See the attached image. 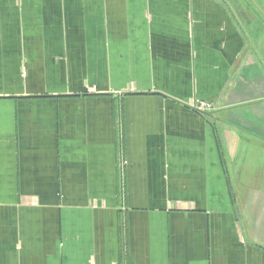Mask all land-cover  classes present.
I'll list each match as a JSON object with an SVG mask.
<instances>
[{
  "label": "crops",
  "instance_id": "1",
  "mask_svg": "<svg viewBox=\"0 0 264 264\" xmlns=\"http://www.w3.org/2000/svg\"><path fill=\"white\" fill-rule=\"evenodd\" d=\"M235 3L0 0V264H264Z\"/></svg>",
  "mask_w": 264,
  "mask_h": 264
},
{
  "label": "rangeland",
  "instance_id": "2",
  "mask_svg": "<svg viewBox=\"0 0 264 264\" xmlns=\"http://www.w3.org/2000/svg\"><path fill=\"white\" fill-rule=\"evenodd\" d=\"M237 6L236 13H238V22L241 25V31L244 36L247 37L249 48L252 51L251 57L260 59L262 70L259 68L257 73H252L251 79L255 82L247 83V87L250 86V89H256L258 83H261V86L264 88V81L258 80L259 76L264 75V0H234ZM256 2L257 6L252 2ZM238 7L240 9H238ZM239 11L241 14H239ZM241 15V16H239ZM256 53V55H255ZM254 60V59H253ZM263 73V74H262ZM259 75V76H258ZM255 76V78H254ZM260 78V77H259ZM248 80V79H246ZM207 103V102H205ZM261 153L256 148H251L248 153V167H252L253 162L255 161L257 155Z\"/></svg>",
  "mask_w": 264,
  "mask_h": 264
},
{
  "label": "built area",
  "instance_id": "3",
  "mask_svg": "<svg viewBox=\"0 0 264 264\" xmlns=\"http://www.w3.org/2000/svg\"><path fill=\"white\" fill-rule=\"evenodd\" d=\"M192 105L201 111H207V110H211L212 108H214L212 104L205 103L202 101H196Z\"/></svg>",
  "mask_w": 264,
  "mask_h": 264
},
{
  "label": "flooded vegetation",
  "instance_id": "4",
  "mask_svg": "<svg viewBox=\"0 0 264 264\" xmlns=\"http://www.w3.org/2000/svg\"><path fill=\"white\" fill-rule=\"evenodd\" d=\"M253 4H255L256 6H257V3L254 1V2H252ZM238 9H240L239 7H238Z\"/></svg>",
  "mask_w": 264,
  "mask_h": 264
}]
</instances>
